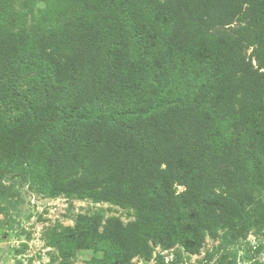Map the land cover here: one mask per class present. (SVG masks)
Instances as JSON below:
<instances>
[{
  "label": "trees",
  "instance_id": "trees-1",
  "mask_svg": "<svg viewBox=\"0 0 264 264\" xmlns=\"http://www.w3.org/2000/svg\"><path fill=\"white\" fill-rule=\"evenodd\" d=\"M5 179L132 210L55 229L61 264L264 234V0H0Z\"/></svg>",
  "mask_w": 264,
  "mask_h": 264
},
{
  "label": "rangeland",
  "instance_id": "rangeland-1",
  "mask_svg": "<svg viewBox=\"0 0 264 264\" xmlns=\"http://www.w3.org/2000/svg\"><path fill=\"white\" fill-rule=\"evenodd\" d=\"M39 5L42 4L37 2L35 8ZM2 182L10 193L0 195V264H61L58 249L50 243V236L55 229L74 224L78 213H91L101 207L107 216H118L124 222L134 217L132 210L108 202L63 194L49 196L22 182L10 179ZM217 245L218 240L207 238L198 254L181 251L176 261L178 264H252L253 261L245 258V248L256 260L264 262V234L248 232L223 250ZM162 254L165 262L175 255L172 250ZM88 258V251H78L72 264H86ZM133 264L158 263L153 259L143 262L135 258Z\"/></svg>",
  "mask_w": 264,
  "mask_h": 264
}]
</instances>
